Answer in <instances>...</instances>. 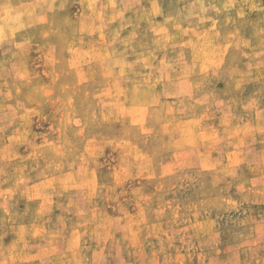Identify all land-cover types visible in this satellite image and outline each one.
Returning a JSON list of instances; mask_svg holds the SVG:
<instances>
[{"label":"rangeland","instance_id":"rangeland-1","mask_svg":"<svg viewBox=\"0 0 264 264\" xmlns=\"http://www.w3.org/2000/svg\"><path fill=\"white\" fill-rule=\"evenodd\" d=\"M0 264H264V0H0Z\"/></svg>","mask_w":264,"mask_h":264}]
</instances>
